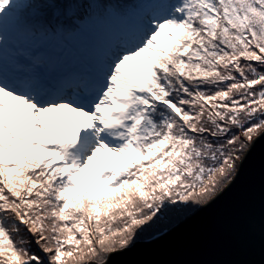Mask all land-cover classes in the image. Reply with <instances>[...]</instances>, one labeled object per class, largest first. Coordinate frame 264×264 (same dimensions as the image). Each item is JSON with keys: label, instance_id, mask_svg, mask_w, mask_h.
Masks as SVG:
<instances>
[{"label": "snow or ice", "instance_id": "6c2138e0", "mask_svg": "<svg viewBox=\"0 0 264 264\" xmlns=\"http://www.w3.org/2000/svg\"><path fill=\"white\" fill-rule=\"evenodd\" d=\"M262 137L264 0H0V264H109Z\"/></svg>", "mask_w": 264, "mask_h": 264}, {"label": "water", "instance_id": "95a60500", "mask_svg": "<svg viewBox=\"0 0 264 264\" xmlns=\"http://www.w3.org/2000/svg\"><path fill=\"white\" fill-rule=\"evenodd\" d=\"M233 183L211 207L110 254L109 264H264V137L246 151Z\"/></svg>", "mask_w": 264, "mask_h": 264}, {"label": "rangeland", "instance_id": "374dc122", "mask_svg": "<svg viewBox=\"0 0 264 264\" xmlns=\"http://www.w3.org/2000/svg\"><path fill=\"white\" fill-rule=\"evenodd\" d=\"M98 1L99 0H81L80 2H75V3L88 4V3L98 2ZM62 2H64V0ZM87 43H88L87 41L71 42V43H68L67 45L62 46L63 52L60 51V47H55L51 50L50 54L54 56L63 55V54H69V55L80 54L81 49L86 47Z\"/></svg>", "mask_w": 264, "mask_h": 264}, {"label": "trees", "instance_id": "16d2710c", "mask_svg": "<svg viewBox=\"0 0 264 264\" xmlns=\"http://www.w3.org/2000/svg\"><path fill=\"white\" fill-rule=\"evenodd\" d=\"M63 0H56V2H62ZM72 1H74V2H80L81 0H72ZM64 2H67V0H64ZM99 2H110V0H99ZM246 153V152H245ZM245 153H244V155H245ZM244 157V156H243ZM242 157V158H243ZM242 160V159H241ZM238 163V165H239V163H240V161H238L237 162ZM192 213H188V214H186L184 217H183V219H182V221L185 219V218H187L189 215H191ZM174 223H175V221H173ZM180 223V222H179ZM162 227V229H163V231H164V233L167 231V228H165L163 225L161 226ZM150 240H152V237H151V235L150 234H145L144 236H142L139 240H137V242H145V241H150ZM136 242V243H137Z\"/></svg>", "mask_w": 264, "mask_h": 264}, {"label": "bare ground", "instance_id": "6f19581e", "mask_svg": "<svg viewBox=\"0 0 264 264\" xmlns=\"http://www.w3.org/2000/svg\"><path fill=\"white\" fill-rule=\"evenodd\" d=\"M99 2V1H98Z\"/></svg>", "mask_w": 264, "mask_h": 264}]
</instances>
